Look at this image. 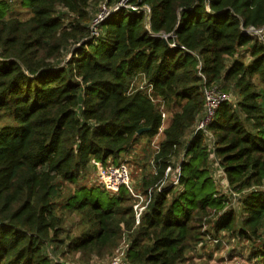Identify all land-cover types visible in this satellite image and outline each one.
I'll use <instances>...</instances> for the list:
<instances>
[{
	"label": "trees",
	"instance_id": "obj_1",
	"mask_svg": "<svg viewBox=\"0 0 264 264\" xmlns=\"http://www.w3.org/2000/svg\"><path fill=\"white\" fill-rule=\"evenodd\" d=\"M119 1L21 0L30 14L19 18L0 0V264L87 261L124 236V264H185L208 230L255 243L250 262L264 264V0ZM204 86L236 96L206 132ZM161 106L170 120L138 216L125 186L80 185L92 160L119 164L151 141ZM60 206L81 216L79 234L61 237Z\"/></svg>",
	"mask_w": 264,
	"mask_h": 264
},
{
	"label": "rangeland",
	"instance_id": "obj_2",
	"mask_svg": "<svg viewBox=\"0 0 264 264\" xmlns=\"http://www.w3.org/2000/svg\"><path fill=\"white\" fill-rule=\"evenodd\" d=\"M8 3L11 5V13L13 16H17L19 18H26L29 16V11L26 8V6H23L21 4V0H7ZM102 7V4L100 5V8ZM99 7H95L94 11H98L99 13ZM60 11V10H59ZM248 60V59H247ZM230 94V93H229ZM231 101L236 98V96L231 93ZM163 111L166 113V118L169 117V113L164 110L163 106H161ZM166 123V121H165ZM197 124V123H196ZM197 126V125H196ZM165 127V126H164ZM188 134V133H187ZM158 136V135H157ZM189 135H186V138H188ZM162 138V133L159 134L157 138H155V144L152 143V140L149 141V139L146 138V136H143L138 139V141L133 145L131 149L126 151L125 154L122 155L121 162L125 163L129 170V177H130V183L136 190H140L139 183L143 176H149L151 172H153V156L155 154V145L159 142V140ZM209 141V140H208ZM211 169H212V176L213 179L216 182L218 191L220 193H223L225 195H228L230 197V201L234 204L237 203L233 197L230 195V190L228 187L223 185L222 182V173L221 170H217V173L215 172V167L213 166V155H211ZM176 159H174V164H176ZM96 168L90 167L85 173H83L82 177L79 180L80 185H87L91 186L94 184H97L96 182ZM176 172H168L167 178L165 180V183H172L174 181ZM74 187V186H73ZM67 192V188L64 189ZM63 201V200H62ZM61 200H59V204L62 203ZM233 205V204H232ZM58 212H61L64 216V233L63 235L68 234L70 236H75L79 234V231L82 227V223H80L79 219L81 216L79 214H68L64 210H58ZM209 226H207V229ZM208 233L214 234L216 237H218L221 241L219 244L212 243L209 240L204 241L203 244L198 245L194 250L188 252L186 254L187 261L185 264H231L233 262L238 261L239 264H250L251 258L249 257L251 254V249L254 246L253 243H250L249 241L245 239H238L236 237L229 236L223 232L217 234L212 232L211 230H208ZM67 242V240L65 241ZM127 239L124 237L121 238V240L118 242V244L114 247L113 250L107 251L104 253L103 257H99L98 255L92 254L90 258L87 260L91 263L96 262H102L113 255L116 254V250L123 246L125 243L127 244ZM87 257L83 256L82 254L79 255V253L76 254H70L66 253L64 260H66V264H85L87 261H80L82 259H85ZM74 258V259H70ZM254 264V263H252Z\"/></svg>",
	"mask_w": 264,
	"mask_h": 264
},
{
	"label": "built area",
	"instance_id": "obj_3",
	"mask_svg": "<svg viewBox=\"0 0 264 264\" xmlns=\"http://www.w3.org/2000/svg\"><path fill=\"white\" fill-rule=\"evenodd\" d=\"M140 0H136L134 4L130 3L129 0H120L118 2L119 6H124L131 9H138V2ZM109 8L102 4V7L99 9V13L96 15L95 19L93 20L94 24L101 21L103 18H105L109 13ZM246 32L248 33H255L260 36H262L263 28L255 29L253 27H249ZM203 94H204V106H203V114L196 122L197 126L196 129H201L204 132H206V126L213 118L217 108L219 105L225 101H231V96L228 93H224L216 86H204L203 87ZM162 126L160 128L159 134L162 132L164 122L166 120V114L165 112H162ZM154 136L152 139V143L155 144V138L158 136ZM155 148H158V143L155 145ZM93 167L96 168V182L98 185L102 186L106 191L109 193H116L118 189L122 186H125L128 188V190L132 193L135 199L134 209L136 212V215L138 216L139 213H141L142 210L147 205L148 199H146V195L142 194L139 191H136L132 184L130 183V177H129V170L125 163H119V164H113V163H100L95 160H92ZM217 170H221V168H218ZM216 170V173H217ZM170 171V168L168 167L166 170V174ZM222 172V170H221ZM174 183V181H172ZM231 195L233 199L237 198L236 192H231ZM206 228V226L203 227V230ZM210 241L212 243L219 244L220 239L216 237L214 234L206 233L204 235V239L198 244H203L204 241ZM128 243L124 244L120 248L116 250V254L110 257L109 259L102 262H96V263H86V264H124L125 263V252L127 250ZM252 264L251 262H249ZM231 264H239L238 261L233 262Z\"/></svg>",
	"mask_w": 264,
	"mask_h": 264
},
{
	"label": "water",
	"instance_id": "obj_4",
	"mask_svg": "<svg viewBox=\"0 0 264 264\" xmlns=\"http://www.w3.org/2000/svg\"><path fill=\"white\" fill-rule=\"evenodd\" d=\"M115 9H116V8H115ZM115 9L111 10V12L114 11ZM128 9H129V10H135V9H131V8H128ZM111 12H110V13H111ZM99 22H100V21H99ZM99 22H97V23L94 24V26L92 27V30H93V31L95 30V27H96V25H97ZM146 130H148L147 127H142V128H140V129L137 131V134H140V133H142L143 131H146Z\"/></svg>",
	"mask_w": 264,
	"mask_h": 264
},
{
	"label": "crops",
	"instance_id": "obj_5",
	"mask_svg": "<svg viewBox=\"0 0 264 264\" xmlns=\"http://www.w3.org/2000/svg\"><path fill=\"white\" fill-rule=\"evenodd\" d=\"M169 120H170V115H169V117L166 118V120H165L166 123L164 122L163 128H164V126H165V127L167 126ZM162 130H163V129H162ZM161 133H162V132H161ZM161 133H160V134H161Z\"/></svg>",
	"mask_w": 264,
	"mask_h": 264
}]
</instances>
